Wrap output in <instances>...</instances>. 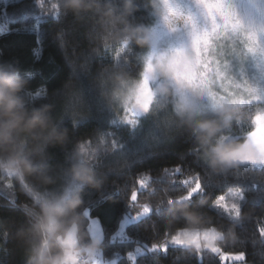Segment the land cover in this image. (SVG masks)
<instances>
[{
	"label": "trees",
	"instance_id": "obj_1",
	"mask_svg": "<svg viewBox=\"0 0 264 264\" xmlns=\"http://www.w3.org/2000/svg\"><path fill=\"white\" fill-rule=\"evenodd\" d=\"M135 5L130 22L147 26L151 0H135ZM103 34L96 15L65 13L60 0H16L0 6V63L15 67L27 80L26 107L47 106L57 127L67 129L63 143L46 148L43 167L52 184L0 174V264H27L35 239L28 232L29 210L37 207L34 197L58 192L69 182L78 145L84 146L81 155L90 161L97 180L96 186L81 191L82 227L91 237L90 217L101 218L103 258H116L117 264H223L222 255L245 253L236 264H264V165L241 162L214 171L204 148L170 105L167 119L158 125L122 124L123 107L111 95L116 76L136 77L143 50L129 46L119 51L100 41ZM261 106L247 104L244 119L222 135L246 138L264 118H254ZM233 196L240 213L235 226L217 205ZM170 199L182 200L196 213L201 228L224 234L216 240L218 251L171 244L190 225L180 213L168 211ZM145 207L150 212L129 223L123 238H115L124 216ZM141 247L151 249L133 256Z\"/></svg>",
	"mask_w": 264,
	"mask_h": 264
},
{
	"label": "clouds",
	"instance_id": "obj_2",
	"mask_svg": "<svg viewBox=\"0 0 264 264\" xmlns=\"http://www.w3.org/2000/svg\"><path fill=\"white\" fill-rule=\"evenodd\" d=\"M151 4L155 12L163 11L169 20L178 16L169 14V7L180 13L172 4L162 5L159 0H151ZM60 7L65 13L91 12L96 15L104 31L100 37L102 43L116 45L119 51L129 46L143 50L140 72L136 77L130 80L123 74L116 76V86L111 94L114 100L121 105L133 104L135 91L145 79L157 104H164L180 94L183 86L166 67L174 53L167 56L156 54L153 29L129 20L137 10L135 0H60ZM261 28L245 24L241 31L259 32ZM26 84L27 80L15 67L0 63V174L21 182L31 179L47 186L53 183V178L43 167L46 148L63 143L67 129L57 127L47 106L31 109L25 106ZM203 95L198 87L189 89L176 103L175 115L190 128L204 148L211 169L223 172L237 167L245 159L243 152L249 141L229 138L222 133L244 119L247 103L225 100L214 102L205 110L199 102ZM84 151L83 145L77 146L74 161L68 169L69 182L62 190L34 197L37 207L29 210L32 224L28 232L35 239L27 264H92L99 256L103 241L87 236L82 227L81 191L88 185L97 184L93 166L81 155ZM232 207L237 209L232 217L235 226L239 223L240 213L237 205ZM168 211L173 215L180 213L190 225L189 231H205L199 226V216L183 206L182 200L170 199ZM213 231L217 240L224 238L220 230Z\"/></svg>",
	"mask_w": 264,
	"mask_h": 264
},
{
	"label": "rangeland",
	"instance_id": "obj_3",
	"mask_svg": "<svg viewBox=\"0 0 264 264\" xmlns=\"http://www.w3.org/2000/svg\"><path fill=\"white\" fill-rule=\"evenodd\" d=\"M14 1L16 0H0V6H5ZM159 2L162 5L172 4L182 14V18L179 19L181 22L176 21V25L165 26L166 28L161 32L166 16L163 11L157 13L152 8L151 20L147 26L154 31L156 54L167 56L169 53H174L168 59L166 67L183 87L179 95L171 97L164 104H157L153 99L148 81L146 88L142 87L144 81L135 91L133 104L121 105L119 103L124 111L119 116V121L122 124H129L134 127H140L146 122L147 124L158 125L167 119L169 105L175 113V106L180 96L194 86L204 93L199 102L205 110L214 102L228 100L232 103L238 101L247 104L260 103L262 106L257 109L254 118L264 115V0H228L232 11L246 25L253 24L257 28H262L259 32L241 31L239 33H233L231 30L227 32L220 30L209 37L207 45L201 42L198 45L199 51H197V47L193 46V23L197 29L203 31L206 21L197 0H159ZM167 12L169 13V8ZM188 16L193 17L192 22L187 21ZM34 28L38 29V26L35 25ZM249 33L257 37L258 42L253 45L254 52L247 50L248 45L252 43L248 39L247 34ZM189 52L190 54H188ZM145 101L148 104L147 110L139 106ZM205 115H207V112H205ZM126 117H131L134 123ZM257 124L244 138L249 143L245 146L243 152L245 159L242 163L262 166L264 165V124ZM224 136L238 139L237 135L226 134ZM236 199L237 197L233 196L228 201L220 202L217 204L218 208L232 218L237 210L232 207L233 204L237 205ZM149 212L150 208L145 207L140 213L126 214L119 222L114 237L123 238L126 226ZM89 229L93 239L99 238L102 240L104 231L99 216L90 217ZM216 240L212 228L205 229L203 232H192L187 229L180 231L171 239V244L193 245L198 248L206 247L218 251ZM165 248L166 246L163 247V249ZM150 249L149 247L138 248L133 256ZM222 258L228 262H232L234 259H243V257H233L230 254H224ZM92 264H117V259L107 260L102 257L100 252Z\"/></svg>",
	"mask_w": 264,
	"mask_h": 264
},
{
	"label": "snow or ice",
	"instance_id": "obj_4",
	"mask_svg": "<svg viewBox=\"0 0 264 264\" xmlns=\"http://www.w3.org/2000/svg\"><path fill=\"white\" fill-rule=\"evenodd\" d=\"M197 3L199 7L203 11V16L206 21L205 27L203 28V31L201 29H197L195 24L193 23V46L197 47L200 45L201 42L204 44L209 43V37L220 31L224 30L227 32L228 30H231L233 33L237 31H241L244 27L245 24L241 20L239 16H237L231 9L228 0H197ZM169 13L170 14H175V15H180L175 9L172 7H169ZM188 22L193 21L192 16L187 17ZM248 39L252 42L248 45L247 50L249 52H254L255 48L253 45L257 43V37L252 34H247ZM147 86V80L145 79L144 84L142 87L146 88ZM142 109L147 110L148 104L147 101L139 105ZM126 119H129L130 122L134 121L131 119V117H126ZM179 167V166H176ZM193 242H195L193 240ZM233 257H245V253H232L230 254ZM223 264H227V260L223 261ZM232 264H236V260L234 259L232 261Z\"/></svg>",
	"mask_w": 264,
	"mask_h": 264
},
{
	"label": "flooded vegetation",
	"instance_id": "obj_5",
	"mask_svg": "<svg viewBox=\"0 0 264 264\" xmlns=\"http://www.w3.org/2000/svg\"><path fill=\"white\" fill-rule=\"evenodd\" d=\"M170 14V13H169ZM180 18H182V14L180 13V15H178L175 19H172V20H169V19H167V17L164 19V26L163 27H161V29H162V31L161 32H163L164 31V29L166 28V27H169V26H171L172 25V22H176V21H179V22H181L179 19ZM182 20V19H181ZM178 22V23H179ZM168 24H171V25H169V26H166V25H168ZM166 26V27H165ZM264 124V118H261V119H259V121H258V124ZM257 124V125H258Z\"/></svg>",
	"mask_w": 264,
	"mask_h": 264
},
{
	"label": "crops",
	"instance_id": "obj_6",
	"mask_svg": "<svg viewBox=\"0 0 264 264\" xmlns=\"http://www.w3.org/2000/svg\"><path fill=\"white\" fill-rule=\"evenodd\" d=\"M102 254V253H101ZM103 257V256H102Z\"/></svg>",
	"mask_w": 264,
	"mask_h": 264
}]
</instances>
